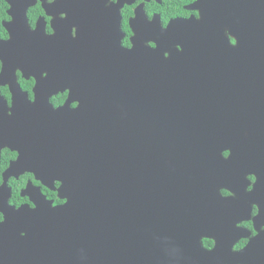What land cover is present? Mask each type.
Segmentation results:
<instances>
[{
  "label": "flooded vegetation",
  "instance_id": "1",
  "mask_svg": "<svg viewBox=\"0 0 264 264\" xmlns=\"http://www.w3.org/2000/svg\"><path fill=\"white\" fill-rule=\"evenodd\" d=\"M218 6L219 0H0V223L8 212L30 239L38 229L28 212L46 200L54 207L70 200V108L105 94L99 82L111 78V65L125 62L124 49L154 50L158 24L165 29L179 19L187 33L189 21ZM223 24L228 42H185L180 74L226 83L263 103L264 43L240 50L234 21ZM142 60L149 59L132 64L133 79L140 71L149 76ZM88 83L94 90L85 89ZM233 141L240 143L184 166L196 217L174 219L173 236L197 245L159 253L150 264H264V155L251 156L245 142L264 140Z\"/></svg>",
  "mask_w": 264,
  "mask_h": 264
},
{
  "label": "water",
  "instance_id": "2",
  "mask_svg": "<svg viewBox=\"0 0 264 264\" xmlns=\"http://www.w3.org/2000/svg\"><path fill=\"white\" fill-rule=\"evenodd\" d=\"M228 18L238 49L264 43V0H219L214 13L189 21V32L179 19L165 29L158 24L154 50H123L125 62L111 65V78L99 82L105 94L70 108V200L59 207L46 200L28 212L38 229L30 239L5 211L0 264H150L159 253L197 245L173 236L174 219L196 217L184 166L240 143L233 140H264L261 96L178 70L187 42L230 41ZM137 58L149 59L139 64L148 77L140 71L133 79ZM90 84L85 89L94 90ZM245 142L251 156L264 155V141Z\"/></svg>",
  "mask_w": 264,
  "mask_h": 264
},
{
  "label": "bare ground",
  "instance_id": "3",
  "mask_svg": "<svg viewBox=\"0 0 264 264\" xmlns=\"http://www.w3.org/2000/svg\"><path fill=\"white\" fill-rule=\"evenodd\" d=\"M225 26V25H224Z\"/></svg>",
  "mask_w": 264,
  "mask_h": 264
}]
</instances>
